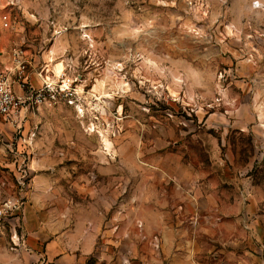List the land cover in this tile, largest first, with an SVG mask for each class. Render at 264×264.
<instances>
[{
    "label": "rangeland",
    "instance_id": "rangeland-1",
    "mask_svg": "<svg viewBox=\"0 0 264 264\" xmlns=\"http://www.w3.org/2000/svg\"><path fill=\"white\" fill-rule=\"evenodd\" d=\"M16 47L34 86L49 66L54 91L19 120L0 115L9 250L25 248L26 194L48 170L127 200L89 212L143 237L142 255L111 264H223L241 232L262 227L264 242V0H0V72Z\"/></svg>",
    "mask_w": 264,
    "mask_h": 264
},
{
    "label": "crops",
    "instance_id": "crops-1",
    "mask_svg": "<svg viewBox=\"0 0 264 264\" xmlns=\"http://www.w3.org/2000/svg\"><path fill=\"white\" fill-rule=\"evenodd\" d=\"M47 159L45 164L49 163ZM46 169L50 168L46 166ZM69 178L66 172L58 170L41 171L34 176L29 198L28 191L26 194L22 236L25 248L11 251L7 241L0 240V264H37L42 260L46 264H86L90 259L111 264L114 258L139 257L144 253L143 237L128 235L124 227L119 233L114 232L111 220L89 219L90 211L127 209V200L118 202L121 194L111 192L108 181L97 185L90 173L73 172L71 181H67ZM96 186L104 189L97 191ZM72 198L81 218L75 222H70L67 212ZM251 213L247 209L241 219H253ZM243 232L235 251L226 254L223 264H264L262 227L258 228L257 238ZM139 248L141 254H138ZM185 264L189 263L185 261Z\"/></svg>",
    "mask_w": 264,
    "mask_h": 264
},
{
    "label": "built area",
    "instance_id": "built-area-1",
    "mask_svg": "<svg viewBox=\"0 0 264 264\" xmlns=\"http://www.w3.org/2000/svg\"><path fill=\"white\" fill-rule=\"evenodd\" d=\"M3 21H9L7 17ZM6 26L8 24L6 23ZM11 67L0 72V115L9 120H19L23 111L39 108L53 93V85L48 77L49 66L44 64L42 70L36 72L40 86L32 84L30 68L35 70L25 49L16 47L11 52ZM31 69V70H32ZM3 213H0V217Z\"/></svg>",
    "mask_w": 264,
    "mask_h": 264
},
{
    "label": "bare ground",
    "instance_id": "bare-ground-1",
    "mask_svg": "<svg viewBox=\"0 0 264 264\" xmlns=\"http://www.w3.org/2000/svg\"><path fill=\"white\" fill-rule=\"evenodd\" d=\"M65 69V66L61 63L55 65V72L60 73Z\"/></svg>",
    "mask_w": 264,
    "mask_h": 264
}]
</instances>
